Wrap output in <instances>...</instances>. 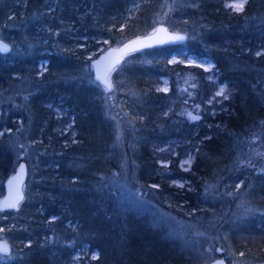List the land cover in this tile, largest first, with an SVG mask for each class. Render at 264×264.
Instances as JSON below:
<instances>
[{
	"label": "trees",
	"instance_id": "1",
	"mask_svg": "<svg viewBox=\"0 0 264 264\" xmlns=\"http://www.w3.org/2000/svg\"><path fill=\"white\" fill-rule=\"evenodd\" d=\"M166 1L0 3V32L13 28L7 32V41L14 48L0 54V181L22 161L7 144L12 132L25 141H42L36 145L38 151L50 137L45 150L51 154L40 153L35 160L36 172L26 183L28 200L20 206L24 218L9 220L12 211H0L3 235L19 252L1 264H72L80 250L78 264H195L179 242L154 226L152 216L125 203L114 181L121 160L111 148L110 124L98 93L72 71V52L62 45V37L54 40L49 32L61 28L58 17L78 20L80 13L85 26L109 38L106 47L113 46L116 36L126 40L150 31ZM178 1L166 22L171 30L185 32L186 41L133 53L112 74L119 111L137 127L131 168L138 180L158 185V204L178 216L196 217L216 209L218 205L203 196L207 184L233 187L241 181L244 188L251 182L246 198L260 212L239 222L227 221L217 229L227 233L238 251L253 254L251 261L264 262V171L248 178L246 171L229 168L236 157L237 138L256 132L264 135V54L256 55L264 49V0H248L240 13L224 8L223 0ZM50 6L55 22L45 31L42 21H47ZM187 54L212 59L216 82L198 67L170 61ZM40 60H47L55 71L39 75ZM163 76L170 82L168 92L159 90ZM222 82L227 83L228 98L207 105ZM188 97L200 105L198 120L179 114ZM58 102L74 114L78 143L63 146L65 140L53 132L56 120L48 104ZM16 119L28 125L18 131ZM163 146L168 148L155 151ZM187 149L194 151V161L188 171H182L178 162ZM48 156L53 160H47ZM165 158L171 161L168 173L157 164ZM33 161L29 160L30 168ZM174 178L189 183L177 188L169 184ZM92 252H98L97 258L90 257Z\"/></svg>",
	"mask_w": 264,
	"mask_h": 264
},
{
	"label": "rangeland",
	"instance_id": "2",
	"mask_svg": "<svg viewBox=\"0 0 264 264\" xmlns=\"http://www.w3.org/2000/svg\"><path fill=\"white\" fill-rule=\"evenodd\" d=\"M247 1L248 0H246V2ZM2 2L3 0H0V3ZM233 2L238 3L240 2V0H223L221 3L224 8L229 9L231 12H236L231 7L226 6L227 4ZM246 2L244 6L246 5ZM178 3V0H168L164 2V10L161 11L159 15L160 17H155L158 14L154 16L153 26L151 30L141 35L152 32L158 24H164L168 27V29H170L167 25L166 18L168 17L169 13H171V10L174 8V6ZM83 15L79 13L77 17L78 20L58 17L56 21L60 24L61 28L59 30H56L55 33L52 31L49 32L54 40L59 41L58 37H62V45L65 44V46H67V48L72 52V71L81 75L80 78L84 77L86 83L94 86L95 90L98 93V97L101 102V108L103 111L102 113L105 115L107 122H109L110 124V128H108L109 132L112 134L111 148L117 150L120 157L119 160H121L120 170L118 173L114 174V181L117 184L118 191L121 194L122 198L125 200V203L127 205H132L135 208L139 207L142 211L146 212L145 214H147V216H152V218L154 219V226L163 228L165 235L169 239L179 242L185 252L193 255L195 264H207L210 261L220 257H225L228 264H263L264 262L262 261H251V256H254L253 254H244V252L238 251L235 247L236 244L234 246V243L230 239H228L227 233L224 231L220 233L217 229V227L219 228L220 226H223L227 221L239 222L241 220H244L245 218L255 216L260 212L258 205L251 203L246 198L248 195L247 191L251 186V182H248L247 187L244 188H241L244 184L241 181L235 182L233 187H230L231 184L223 185L219 182L207 184L203 189V196H205L204 198L207 202H209L210 204L216 203V205L218 206H216V209L214 208V210L209 213L200 214L196 217H193L194 215H190V213L189 215L186 214L185 216H178L172 213L167 208L161 207L158 204V199L156 198V189L158 188V185L156 183L145 184L143 181L138 180L134 169L131 168V165L133 166V162L135 161L132 160L130 156L131 149H134L136 147L137 127L135 126L134 120L130 119L124 112L119 111L116 92L107 93L102 88V86H100L94 80L91 67V61L93 59L97 58L108 48L117 46L125 40H122V38L116 36L115 40L117 43H115V45L113 46L106 47L110 44V39L100 37L97 34H93L90 28L85 26ZM45 18L47 21L45 23L42 21V23L45 31H47L46 28H48L49 26L51 28L53 23L55 22L53 6L49 7L47 16ZM121 28L122 27H120L119 29ZM12 29V27H7L4 33L0 32V37L10 44L11 51L14 48L12 44L7 41V37H9V33L7 32ZM172 31L181 32L186 36V33L183 31ZM49 32H46V34H49ZM185 41L186 37L183 42ZM15 48L16 52L19 53V47L16 46ZM57 49L59 48H56L55 50ZM257 53L264 54V49H260ZM170 61L173 63L180 62L183 65L198 67L203 71L210 73V78L212 80H214L215 82L217 80V70H215V62L206 56L203 57L197 56L195 54H187L185 58L174 56L170 59ZM48 64L49 62L47 60L39 61V75L49 70L55 71L54 67L49 69ZM117 68L114 71H116ZM112 74L109 80L112 83L113 88L116 89ZM66 76L70 77V75ZM160 80L161 82L159 90H161L162 92H168L170 89L169 79L163 76ZM221 88L225 89L224 95H217ZM21 89L25 90L26 88L24 86ZM225 95L228 97L227 83H218L217 88L215 89L213 95L209 98L207 105H211V102L213 101L219 103L220 99H225ZM1 105L2 102L0 101V107ZM48 107L51 108V111L53 112L54 118L56 120V126L53 128V132L57 135V137L63 138L65 140L63 141L62 145L68 146L71 143H78V132L74 128V114H70L68 112V107L63 105V103L61 102H58L56 104H48ZM199 113L200 105L191 101L189 97L184 99L183 105L181 106V111L179 112L180 115L185 116L190 120H198L200 118ZM192 117L198 118L193 119ZM14 122L16 123V126L19 127L18 131H22V127L24 128L26 124L28 125V121H26L24 124L19 119H16V121ZM16 133L17 132L11 133V137L9 138L10 143L8 142L7 144L13 148L14 154L19 159L26 162L28 171V177L26 181L27 183L31 176L36 172V166H38V164L35 160H39L38 156L40 155V153L50 154V152H47L48 150H45L49 148L48 141L50 140V137H47V142L44 145L45 147L39 149L38 151L36 145L38 143H41L42 141H25L21 138L19 139ZM167 148L168 146H163L156 149L155 151L161 152L163 150H166ZM233 148L236 151V157L229 167L232 171H246L248 173L246 175L248 178H253L254 175L260 174L264 171V135L260 133L258 134L256 132L251 133L246 137L237 138L234 142ZM194 156V151L187 149L185 151L184 157L179 160L178 167L182 171H188L194 161ZM48 158L49 159L47 160H53L49 156ZM29 160H34L32 162V168H30L29 166ZM185 161H189V163H184ZM170 162L171 161L168 158L157 160L158 166H161V168L165 169L164 172L166 173H168V170L166 169L169 166ZM17 166L15 167V169L17 168ZM3 183L4 180L0 181V185H2V187ZM188 183V180L180 178H174L169 181L170 185L177 188H183L188 185ZM26 188L27 184H25L24 187L25 194L27 192ZM231 189H233V191L228 193ZM3 193L4 187L3 192L0 194V198ZM24 200H28L27 196H25ZM21 209L22 208L20 207L18 211L12 212V214L8 216V219L19 221L21 218H24V213L21 211ZM51 219L53 220V218ZM3 231L4 227H0V240L8 244L11 247L12 252L9 256H4L0 253V264L14 259L19 254V252L15 251L10 242L4 237ZM81 256L82 250L76 251L73 257L72 264H78V259ZM97 256L98 252H92L90 254L91 258H97Z\"/></svg>",
	"mask_w": 264,
	"mask_h": 264
},
{
	"label": "water",
	"instance_id": "3",
	"mask_svg": "<svg viewBox=\"0 0 264 264\" xmlns=\"http://www.w3.org/2000/svg\"><path fill=\"white\" fill-rule=\"evenodd\" d=\"M183 37V39H178ZM185 34L177 31H172L164 24H158L156 28L145 35L136 36L125 40L117 46H113L102 52L97 58L91 61L92 73L94 80L102 86L107 92H113V85L109 78L113 71L123 62L126 56L151 49L159 46H164L172 43H180L185 40ZM0 44H6L8 46L7 52H0V54L6 55L11 51V46L5 40L0 37ZM111 85L110 87L108 85ZM23 166V169H21ZM28 171L25 161H21L15 171L9 175L3 183L4 193L0 198V211H18L20 205L25 199L24 187L27 181ZM19 197V203L15 208H6L4 205L17 200ZM7 245L9 251L7 254L0 252L4 256H9L12 252L11 247L4 241L0 240V247ZM207 264H228L225 257L216 258Z\"/></svg>",
	"mask_w": 264,
	"mask_h": 264
},
{
	"label": "snow or ice",
	"instance_id": "4",
	"mask_svg": "<svg viewBox=\"0 0 264 264\" xmlns=\"http://www.w3.org/2000/svg\"><path fill=\"white\" fill-rule=\"evenodd\" d=\"M245 2H246V0H240V2H238V3L233 2V3L227 4L226 6L231 7L236 12H240V11H243ZM178 39H183V37H178ZM7 51H8V46L6 44H0V52H7ZM257 55H260V53H257ZM108 86L110 87L111 85L109 84ZM224 93H225V89L221 88L220 91L217 93V95H224ZM224 98L227 99L228 97L225 95ZM192 118L197 119L198 117H192ZM184 163H189V161H185ZM21 169H23V166H21ZM19 199H22V197H19L17 200H15L13 202L7 203L6 205H4V207H6V208L17 207V205L19 203ZM8 251H9V249H8L7 245L0 247V252L7 254Z\"/></svg>",
	"mask_w": 264,
	"mask_h": 264
}]
</instances>
